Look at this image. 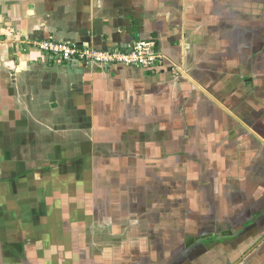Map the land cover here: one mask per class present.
Wrapping results in <instances>:
<instances>
[{
	"label": "crops",
	"instance_id": "crops-1",
	"mask_svg": "<svg viewBox=\"0 0 264 264\" xmlns=\"http://www.w3.org/2000/svg\"><path fill=\"white\" fill-rule=\"evenodd\" d=\"M0 264H264V0H0Z\"/></svg>",
	"mask_w": 264,
	"mask_h": 264
},
{
	"label": "built area",
	"instance_id": "built-area-1",
	"mask_svg": "<svg viewBox=\"0 0 264 264\" xmlns=\"http://www.w3.org/2000/svg\"><path fill=\"white\" fill-rule=\"evenodd\" d=\"M36 46L58 64L76 65L96 63L106 65H124L153 69L165 64V58L155 51L153 41H134L130 44L112 46L106 50H96L89 46L74 45L68 42L47 39L35 43ZM179 72V68L172 65Z\"/></svg>",
	"mask_w": 264,
	"mask_h": 264
},
{
	"label": "water",
	"instance_id": "water-1",
	"mask_svg": "<svg viewBox=\"0 0 264 264\" xmlns=\"http://www.w3.org/2000/svg\"><path fill=\"white\" fill-rule=\"evenodd\" d=\"M155 51H158V49H157V48H155Z\"/></svg>",
	"mask_w": 264,
	"mask_h": 264
}]
</instances>
